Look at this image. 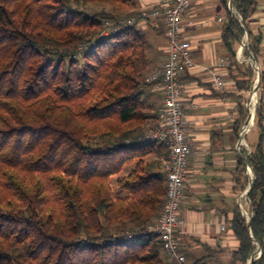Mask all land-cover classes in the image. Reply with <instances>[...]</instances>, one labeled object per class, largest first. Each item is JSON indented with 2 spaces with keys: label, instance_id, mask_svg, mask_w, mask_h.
I'll return each mask as SVG.
<instances>
[{
  "label": "trees",
  "instance_id": "obj_1",
  "mask_svg": "<svg viewBox=\"0 0 264 264\" xmlns=\"http://www.w3.org/2000/svg\"><path fill=\"white\" fill-rule=\"evenodd\" d=\"M232 6L221 42L244 92L256 72L247 65L239 74L237 47L246 35L243 54L257 62L263 37L247 28L257 0ZM134 17V0H0V264H175L148 230L167 177L151 158L169 162V151L146 139L157 124L148 95L152 44L139 19L128 23ZM259 87L264 94V67ZM237 97L236 136L248 117L247 100ZM254 126L256 144L249 155L241 150L254 176L250 224L236 206L238 246L224 264H247L257 245L252 264H264L263 99ZM235 180L243 192L242 157ZM182 253L184 264H210L209 254Z\"/></svg>",
  "mask_w": 264,
  "mask_h": 264
},
{
  "label": "crops",
  "instance_id": "obj_2",
  "mask_svg": "<svg viewBox=\"0 0 264 264\" xmlns=\"http://www.w3.org/2000/svg\"><path fill=\"white\" fill-rule=\"evenodd\" d=\"M222 1L192 0L191 8L184 16L183 35L191 43L193 65L180 77L190 155L178 234L186 253L192 258L209 254L210 264L227 263L238 246L230 226L235 207L241 209L239 202L243 193L235 180L236 170L238 158H245L241 150L251 152L253 148L246 141L247 135L244 142H240L241 129L237 136L234 133L235 98L244 92L236 89L232 77L236 72L231 73L229 54L221 42L227 10L233 9L234 13L229 0L227 9ZM139 25L150 31L152 63L147 74L149 77L167 58L165 26L161 19L155 24L147 20ZM247 28L254 35L263 37L257 61L261 70L264 67V0H257L256 11L248 20ZM241 46L242 43L236 53L239 64L245 62ZM216 76L222 79L220 88L213 83ZM148 95L157 109L163 102V93L152 86ZM151 159L162 161L168 171L169 162L164 158L153 155ZM128 169L126 166L122 174H126Z\"/></svg>",
  "mask_w": 264,
  "mask_h": 264
},
{
  "label": "built area",
  "instance_id": "obj_3",
  "mask_svg": "<svg viewBox=\"0 0 264 264\" xmlns=\"http://www.w3.org/2000/svg\"><path fill=\"white\" fill-rule=\"evenodd\" d=\"M136 2L137 19L141 22L151 21L153 24L161 19L165 26L167 39L166 60L148 77L155 90L163 93V102L157 108V124L147 134L148 141H156L169 151V168L166 177V197L158 218L148 226V230L157 235L162 243L165 256L170 262L184 264L183 244L179 236L181 226L180 206L184 199L185 178L187 173L190 146L186 138V122L181 103V75L192 65L191 43L184 33V16L191 8L192 0H134ZM233 11V9H232ZM239 21L241 17L237 14ZM135 18V19H136ZM135 19H130L132 24ZM190 24V22H188ZM107 27L109 25L107 24ZM245 42V43H244ZM247 44L245 35L241 49ZM258 70L259 67H257ZM258 74V72H257ZM257 78V77H256ZM217 88L222 86V79L214 77ZM249 116L247 125H242L240 142L254 125L256 105L246 104ZM243 140V141H242ZM251 152L248 151L249 155ZM250 177L252 172L246 168ZM254 178V176H253ZM242 215L251 217L241 206ZM261 253L257 258H260Z\"/></svg>",
  "mask_w": 264,
  "mask_h": 264
},
{
  "label": "rangeland",
  "instance_id": "obj_4",
  "mask_svg": "<svg viewBox=\"0 0 264 264\" xmlns=\"http://www.w3.org/2000/svg\"><path fill=\"white\" fill-rule=\"evenodd\" d=\"M100 9H101V7H98V6H91V8L89 9V12H94V11H100ZM106 9H108V8H106ZM136 17H134L133 19H135ZM146 30V29H145ZM147 33H149V35H150V31H146ZM248 42V41H247ZM245 43V42H244ZM244 60H245V62L243 63L244 65L241 67V71H240V73L239 74H242L243 75V73H246V67H247V65H251V60H250V58L248 57V56H245L244 58H243ZM256 64V66L257 67H259V64H257V62L255 63ZM252 66V65H251ZM253 67V66H252ZM260 69V68H259ZM254 70H255V72H256V77H257V70H256V68H254ZM259 72H260V70H258ZM256 77H253V81H252V88H250V90L249 91H244V94L242 95L246 100H247V102H246V104L249 102V103H251V104H254L255 103V105H256V109H257V107L259 106V101H260V99H263V97H264V94H263V91H261V87H259V90L257 91V93H256V95L253 93V87H254V85H255V83H256ZM252 94L254 95V100L252 99ZM238 98V97H237ZM237 98H235L236 99V102L238 101V99ZM150 102H151V104L154 106V103H153V100H152V98H150ZM155 107V106H154ZM236 114H237V109H235V114H234V116H236ZM255 115H256V111H255ZM254 122H255V119H254ZM258 129H257V127L256 126H254L253 128H252V130L247 134V136H246V141H247V143L250 145V146H254L255 144H256V142H257V138H258ZM131 166H133L132 164L131 165H129V169L128 170H130L131 169ZM248 177L249 178H253V176L252 177H250L249 175H248ZM114 179L115 178H113L112 180H111V182L113 183L114 182ZM249 180V179H248ZM113 186H114V184H113ZM246 190V189H245ZM244 190V191H245ZM244 191H243V193H242V195H241V198H240V202H239V204H240V206H242L243 208H244V210L247 212V214L248 215H250V213H251V207H250V203H249V201L247 200V198H246V196H245V193H244ZM165 255V254H164Z\"/></svg>",
  "mask_w": 264,
  "mask_h": 264
},
{
  "label": "water",
  "instance_id": "obj_5",
  "mask_svg": "<svg viewBox=\"0 0 264 264\" xmlns=\"http://www.w3.org/2000/svg\"><path fill=\"white\" fill-rule=\"evenodd\" d=\"M229 4H230V7L233 8V6H232V0H229ZM245 46L247 47L248 44H246ZM249 58H250V60H251V65L253 66V68H256V70H257V72H258V74H257V79H256V83H255V85H254V87H253V93L256 95L257 91L259 90L260 72L258 71V68H257V66H256V64H255V63H256V60L253 58V56H252L251 54H250ZM247 104H248V103H247ZM248 122H249V116L247 117V119L245 120V122H244L243 125H247ZM243 162H244V165H245V169L248 168V169L252 172L251 168L249 167V165H248V163H247V161H246V158H243ZM253 179H254V178H252V179L249 178L248 185H247V187H246V190L244 191L245 196H246V198H247L248 201H249V199H248V193H249V191H250L251 188H252ZM250 219H251V217H249V218L247 219L248 224H250ZM260 253H261V247H260L259 245H257V249H256V251L251 255V257H250V259L248 260V263H247V264H252L255 260H257V259H258L257 256H259Z\"/></svg>",
  "mask_w": 264,
  "mask_h": 264
},
{
  "label": "bare ground",
  "instance_id": "obj_6",
  "mask_svg": "<svg viewBox=\"0 0 264 264\" xmlns=\"http://www.w3.org/2000/svg\"><path fill=\"white\" fill-rule=\"evenodd\" d=\"M252 99L254 100V95L252 94ZM244 142V141H243Z\"/></svg>",
  "mask_w": 264,
  "mask_h": 264
}]
</instances>
